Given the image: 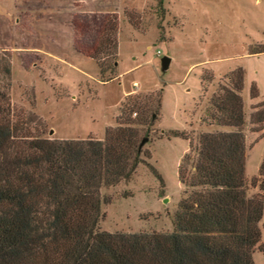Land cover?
<instances>
[{"label": "rangeland", "instance_id": "rangeland-1", "mask_svg": "<svg viewBox=\"0 0 264 264\" xmlns=\"http://www.w3.org/2000/svg\"><path fill=\"white\" fill-rule=\"evenodd\" d=\"M74 29L84 50L111 29L114 77L75 47ZM0 53L11 62L13 107L37 115L48 139L102 141L127 96L143 109L142 163L129 182L100 190L101 231H173L186 196L185 136L214 130L202 122L209 99L236 68L244 71L245 177L249 195L258 193L264 133L249 122L251 106L264 102V0H0ZM252 258L264 264L263 233Z\"/></svg>", "mask_w": 264, "mask_h": 264}, {"label": "trees", "instance_id": "trees-1", "mask_svg": "<svg viewBox=\"0 0 264 264\" xmlns=\"http://www.w3.org/2000/svg\"><path fill=\"white\" fill-rule=\"evenodd\" d=\"M82 51L114 77L111 29ZM11 62L0 53V264H254L264 234V156L258 193L245 177L244 71L212 93L202 122L211 132L189 141L178 168L186 196L170 233L110 234L99 228L103 187L129 182L142 163L143 109L129 95L102 141L57 140L31 110L14 108ZM160 95L155 99L160 107ZM250 132L264 133V102ZM134 118L132 119V116Z\"/></svg>", "mask_w": 264, "mask_h": 264}, {"label": "water", "instance_id": "water-1", "mask_svg": "<svg viewBox=\"0 0 264 264\" xmlns=\"http://www.w3.org/2000/svg\"><path fill=\"white\" fill-rule=\"evenodd\" d=\"M169 63H170V59L169 58H167V57H163L162 59H161V71L162 72H165L167 69H168V66H169ZM52 132H50V134H51ZM148 141V139H143L142 141H141V143H140V148L144 145V143L145 142H147Z\"/></svg>", "mask_w": 264, "mask_h": 264}, {"label": "crops", "instance_id": "crops-1", "mask_svg": "<svg viewBox=\"0 0 264 264\" xmlns=\"http://www.w3.org/2000/svg\"><path fill=\"white\" fill-rule=\"evenodd\" d=\"M75 16H76V15L73 16V20L75 19ZM73 41H74V45H75V47H76L80 52H82V51H86V50L89 49V48H87L86 50H84V49H82L81 47H79V45H80L81 43H78V39H77V36H76V31H75V29H74V31H73ZM89 47H90V46H89ZM259 104H260V103H259ZM253 106H255V105H253ZM253 106H251V108H252Z\"/></svg>", "mask_w": 264, "mask_h": 264}, {"label": "built area", "instance_id": "built-area-1", "mask_svg": "<svg viewBox=\"0 0 264 264\" xmlns=\"http://www.w3.org/2000/svg\"><path fill=\"white\" fill-rule=\"evenodd\" d=\"M158 55H160V54L158 53Z\"/></svg>", "mask_w": 264, "mask_h": 264}]
</instances>
